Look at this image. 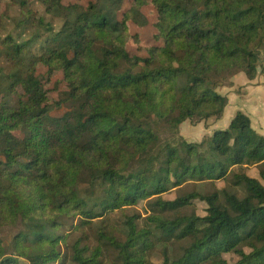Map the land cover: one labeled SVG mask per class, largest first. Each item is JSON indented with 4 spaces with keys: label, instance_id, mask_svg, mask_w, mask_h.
Here are the masks:
<instances>
[{
    "label": "trees",
    "instance_id": "16d2710c",
    "mask_svg": "<svg viewBox=\"0 0 264 264\" xmlns=\"http://www.w3.org/2000/svg\"><path fill=\"white\" fill-rule=\"evenodd\" d=\"M124 1L10 0L20 36L3 42L12 67L0 72L2 89L26 94L0 104V235L18 228L7 245L0 239V264L65 263L63 245L73 264H104L109 250L111 264H154L159 244L161 264H227L226 253L238 264H264V136L242 112L198 142L179 133L184 122L221 117L227 98L216 90L236 74H264V0H132L120 13ZM147 4L162 44L131 55L127 23L146 25ZM41 64L68 84L54 103L38 80ZM63 105L65 113L52 115ZM248 166L260 180L242 171ZM216 181L224 187L206 195L161 198ZM197 199L207 205L204 217L178 214ZM139 202L149 227L138 228L134 215L116 235L108 215ZM95 223L97 245L81 246ZM65 227L81 233L71 247ZM176 242L187 245L170 258Z\"/></svg>",
    "mask_w": 264,
    "mask_h": 264
},
{
    "label": "rangeland",
    "instance_id": "374dc122",
    "mask_svg": "<svg viewBox=\"0 0 264 264\" xmlns=\"http://www.w3.org/2000/svg\"><path fill=\"white\" fill-rule=\"evenodd\" d=\"M92 0H64L65 3H79L82 6H86L88 2ZM150 0H148V3ZM132 4V0H125L122 9L120 13H124L126 10L130 8ZM34 9L35 7L39 10V12H43V9L40 6L33 5ZM18 9L12 8L10 4V0H0V72H2L5 75H8L11 72V64L7 62L6 60V49L4 45V40L8 35H12L14 38H18L19 31H17L14 26L12 25L11 22V17L17 16V11ZM143 14L146 16L148 22L144 26H138L134 23L128 22L127 23V42H126V49L131 55H137L141 57H145L147 55V50L150 47L153 46H160L162 44L161 40H158L156 38L157 36V31L154 27V24L156 22V13L154 8L152 7L151 4H147L143 9H142ZM47 22L51 23L53 25V29L57 30L60 27V23L58 20H53L50 19L49 17L45 18ZM259 68L257 72H259ZM38 75V80L41 82V84L44 86V89L47 90L48 93V99L50 103H54L61 98L62 93H67L68 92V84L65 82L63 79V76L61 72L59 71H51L49 70L48 67L45 65L41 64L37 67V73ZM4 78L0 76V104L3 102H9V103H15L18 99V97H24L26 94V89L23 87H19L17 89V93H11L8 94L5 92L3 88V83ZM67 111L66 107L63 105L62 107H53L51 109V113L54 116H60L63 113ZM196 126V125H194ZM181 127V126H180ZM188 126L184 125L183 128V133L179 129L180 135H187V138H192L190 142H198L202 139L201 135H194L191 137L189 135ZM197 133V132H196ZM15 136L17 137L18 140H21L22 138V132H16ZM186 137V136H185ZM184 137V138H185ZM197 141H193V139ZM189 140V139H188ZM242 171L248 175L249 177L256 178L260 180L259 177V169L256 166H248L246 168H243ZM224 183L222 181H216L214 183L210 184H186L183 185L180 189H174L171 190L161 196L162 199L172 201L177 197H181L185 194L198 191L203 195L212 193L215 189H220L224 187ZM207 205L205 202L201 200H193L191 203V206L183 209L182 211H179L178 214L180 215H191L194 214L198 217H204L206 213ZM149 212L147 211L145 202H139L135 206L124 208L122 210L115 211L108 215L107 223L110 226V229H113L115 232H117L116 235L122 236V232L124 230V221L127 218H130L132 216H139V219H137V225L138 228H143L147 226L149 227V221H147V217L149 216ZM166 217L170 218L173 215V213H167L165 214ZM78 217L74 219L75 222H77ZM98 222V221H97ZM101 224L95 223L91 228L88 230L86 229V233L89 236L88 241H81V246L84 244L92 245L95 246L97 245V234L96 232L98 231L99 227ZM18 228L13 227L10 228L8 227L5 229V231L0 235V239L3 241L5 245L9 242L11 237L17 232ZM70 228L65 227L62 229L61 232L63 234H68L67 237V247H71V245L81 238V233L79 232H69ZM187 243L183 242H176L169 244L167 247L168 254L170 258H174L176 256H179L182 252V247L186 246ZM62 253H66L67 258L65 263L61 264H73L71 259V249L65 248L63 245L61 248ZM163 249L162 246L159 244L155 251L153 252V255L151 257V261L154 264H161L163 262ZM116 253L113 252L112 250H109L107 254L105 255L104 258V264H111V262L114 260ZM223 259L226 261L227 264H238L239 257L234 254V253H226L223 255ZM21 264H26L22 261H20Z\"/></svg>",
    "mask_w": 264,
    "mask_h": 264
},
{
    "label": "crops",
    "instance_id": "0c3cea01",
    "mask_svg": "<svg viewBox=\"0 0 264 264\" xmlns=\"http://www.w3.org/2000/svg\"><path fill=\"white\" fill-rule=\"evenodd\" d=\"M232 86L218 87L216 92L227 98V105L223 114L218 120L200 123L196 126L188 122L181 124L180 130L183 133L184 125L188 126L189 135H211L214 131L225 130L237 112L248 116L251 128L258 134L264 136V74L257 72L254 79H248L243 73L236 74L232 79ZM197 132V133H196ZM186 136V137H185ZM182 137L189 141L187 135ZM195 140V138L193 139Z\"/></svg>",
    "mask_w": 264,
    "mask_h": 264
}]
</instances>
